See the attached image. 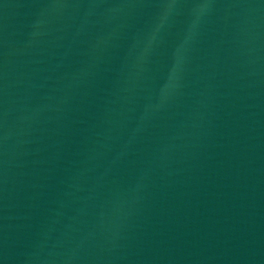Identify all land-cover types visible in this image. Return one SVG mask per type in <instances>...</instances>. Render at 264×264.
Wrapping results in <instances>:
<instances>
[{
	"label": "water",
	"instance_id": "obj_1",
	"mask_svg": "<svg viewBox=\"0 0 264 264\" xmlns=\"http://www.w3.org/2000/svg\"><path fill=\"white\" fill-rule=\"evenodd\" d=\"M0 264H264V0H0Z\"/></svg>",
	"mask_w": 264,
	"mask_h": 264
}]
</instances>
